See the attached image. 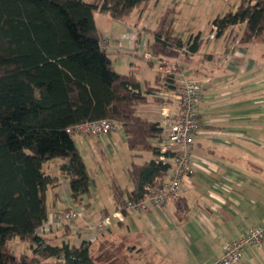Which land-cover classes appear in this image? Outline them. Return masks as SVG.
Here are the masks:
<instances>
[{"label":"trees","instance_id":"16d2710c","mask_svg":"<svg viewBox=\"0 0 264 264\" xmlns=\"http://www.w3.org/2000/svg\"><path fill=\"white\" fill-rule=\"evenodd\" d=\"M149 1L0 0V264H97L88 243L52 245L38 232L49 214L47 191L60 182L44 170L46 162L62 160L59 170L76 203L91 193L92 178L68 128L96 120L123 125L132 153V190L125 198L116 188L117 211L126 214L128 200L141 199L146 186L167 180L170 164L158 160L161 152L154 144L161 139L160 124L138 114L158 101L151 97L155 89L143 90L135 75L116 71L95 21V12L125 20L135 10L143 13ZM213 23L217 38L245 24L241 42H250L264 34V2L241 1ZM170 26L166 18L153 32L148 50L154 56L199 51L201 34L183 39L171 35ZM173 80L174 74L166 75L170 89ZM147 151L153 158L136 162ZM15 238L32 250L17 263L7 255Z\"/></svg>","mask_w":264,"mask_h":264},{"label":"crops","instance_id":"0c3cea01","mask_svg":"<svg viewBox=\"0 0 264 264\" xmlns=\"http://www.w3.org/2000/svg\"><path fill=\"white\" fill-rule=\"evenodd\" d=\"M157 3L156 0L155 5ZM143 15L135 10L126 18L132 20L133 31H124L118 36L102 34L108 41L110 55L129 53L154 72V75L150 72L141 74L142 67L135 61L129 71L115 67L119 73L135 75L143 90L144 83L155 89L151 97L158 101L140 107L138 114L144 119L160 122L158 112L161 107L175 103L172 89L166 86L169 67L145 56L151 53L148 44L154 37L150 39L149 33L154 36L155 30L145 28L140 32L137 21H141ZM238 25L245 27V24ZM143 33L147 35L144 38L141 37ZM258 39L248 43H256L260 41ZM209 40L216 41L217 37L211 38L210 34ZM203 43L204 40L195 54L185 52L176 58L166 57L177 72L204 85L193 150L196 173L183 186L178 198L162 208L153 207L148 213H124V220H114L105 232L91 230L103 214L117 211L116 193L112 195L111 205L96 213L95 223L88 224L95 209L90 202L80 205L73 200L69 179L59 170V163L57 173L47 172L60 177L59 186L49 187L47 191L49 214L85 206L89 215L87 219H79L81 222L76 220L58 231L44 234L50 244L68 242L79 247L86 242L97 264H207L221 258L226 242L240 238L264 220V69H257L255 61H251L242 74L247 79L239 81L237 61L242 54L235 51L227 55L228 51L223 47L219 49L216 44L202 50ZM122 65L123 68L126 66L125 61L118 66L122 68ZM155 67H158L156 72ZM224 72L229 78L221 77ZM83 137L90 148L102 155L105 148L111 149L116 144V151L123 153V164H129V170L132 153L124 150L128 148L124 130ZM154 144L158 146V141ZM171 173L170 170L167 178ZM116 188L123 195L131 191L129 175L126 182H118ZM179 204H187L186 209L180 211ZM149 224L154 229L151 234L146 232ZM242 264H264V248L251 250Z\"/></svg>","mask_w":264,"mask_h":264},{"label":"rangeland","instance_id":"374dc122","mask_svg":"<svg viewBox=\"0 0 264 264\" xmlns=\"http://www.w3.org/2000/svg\"><path fill=\"white\" fill-rule=\"evenodd\" d=\"M155 1L156 0L149 1L143 12L144 15L141 21H137L140 32L145 28H148L151 31L158 29L163 20L167 18L168 21L171 22V26L168 29L171 35L187 39L191 35H197L200 33L204 40L202 50L211 49L214 44H216V47L219 49L223 47L227 50V55H231L235 51L240 52L242 56L240 60L237 61L240 67L237 72L239 74L237 76L239 81L242 78L247 79V76H242V74L251 61H255L257 69H264V35L259 37L258 40L260 41L256 43H243L240 39L244 36L243 33L245 27L244 25H238L236 27H231L233 29L227 30V32L223 36L217 38L216 41L209 40V35L213 32L211 25L214 24V19L216 17L224 16L229 10L236 11L242 0H157L158 3L156 5ZM95 21L100 32L109 35L114 34L118 36L124 31H133L135 29L130 26L133 24L131 19L115 20L100 12H95ZM145 36L147 35L143 33L141 37L144 38ZM149 38H153L151 33H149ZM122 47L126 48V46ZM110 57L113 61L114 68L116 67V69L129 71L132 66L134 67L132 62L135 61L142 67L141 74L150 72L154 75V72L149 70L150 68H148L145 63L141 62L140 59H135V57L129 53L121 52L116 55H110ZM122 61H125L126 64L124 68L123 65L122 68L118 66ZM116 62L118 64L117 66L115 64ZM153 70L156 72L158 67H155ZM221 77L227 79L229 78V75L224 72ZM221 77L218 75L217 78L221 79ZM217 78L215 79L217 80ZM143 85L146 86L145 83ZM75 142L77 143V148L93 182L91 193L84 196L83 201L80 204L84 205V203L90 202L91 206L95 209L92 211L89 218L88 224L91 225L95 223L94 216L96 213L102 212L107 205H111L112 195L116 191V185L118 182L120 184L126 182L129 164L124 166L123 153L116 151V144L111 146V149L105 148V154L102 155L90 148L86 141H84L83 136L76 135ZM124 150L129 152L127 147ZM150 158H152V152H143V155L138 159V162ZM59 163H62V160L59 158L52 159L44 164V170L55 174L57 173V165ZM124 196L125 198L127 197L126 192L124 193ZM134 219L135 217L133 220ZM77 222L81 221L78 219ZM152 231H154L152 226H148V229L146 230L147 234H151ZM92 234L94 235L96 232H93ZM31 254L32 250L29 248V243L21 242L19 238L13 239L7 250L8 258L13 263H17L20 257L24 255L31 256Z\"/></svg>","mask_w":264,"mask_h":264},{"label":"built area","instance_id":"2783aa9c","mask_svg":"<svg viewBox=\"0 0 264 264\" xmlns=\"http://www.w3.org/2000/svg\"><path fill=\"white\" fill-rule=\"evenodd\" d=\"M242 1L247 5L264 2V0ZM212 29L211 38H215L217 27L213 26ZM101 47L108 52V41L103 40ZM145 56L150 60L166 64L169 67L167 74H174V80L170 85L175 104L173 106L164 104L158 112L162 129L161 139L158 141L161 152L158 160L170 164L172 173L162 186L148 185L141 199L127 201L125 212L133 215L148 213L153 207H164L180 195L183 186L195 175L197 165L193 150L199 130V106L204 99V85L201 81L187 78L183 73L177 72L174 64L166 57L154 56L152 53H147ZM120 130H124L120 122L96 120L68 128L67 133L72 136H101ZM166 153L172 156L167 158ZM88 215L89 211L85 206L51 213L38 232L44 235L58 231L73 221L87 219ZM124 218L122 211L103 214L101 220L90 229L105 232L114 220L123 221ZM262 248H264V220L258 226L247 230L240 238L226 242L221 258L207 264H242L251 250Z\"/></svg>","mask_w":264,"mask_h":264}]
</instances>
